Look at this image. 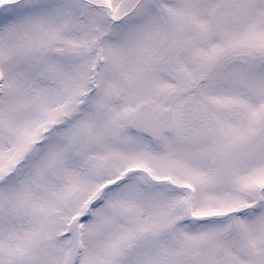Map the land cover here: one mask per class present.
<instances>
[{"label": "snow or ice", "instance_id": "6c2138e0", "mask_svg": "<svg viewBox=\"0 0 264 264\" xmlns=\"http://www.w3.org/2000/svg\"><path fill=\"white\" fill-rule=\"evenodd\" d=\"M0 264H264V0H0Z\"/></svg>", "mask_w": 264, "mask_h": 264}]
</instances>
